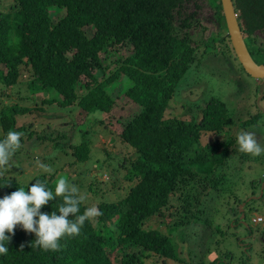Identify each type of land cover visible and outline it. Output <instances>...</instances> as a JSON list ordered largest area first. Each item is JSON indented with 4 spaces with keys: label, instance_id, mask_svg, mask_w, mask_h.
Wrapping results in <instances>:
<instances>
[{
    "label": "trees",
    "instance_id": "16d2710c",
    "mask_svg": "<svg viewBox=\"0 0 264 264\" xmlns=\"http://www.w3.org/2000/svg\"><path fill=\"white\" fill-rule=\"evenodd\" d=\"M11 3L9 10L0 7L1 95L9 98L10 89L21 91L26 86V94L16 91L24 99L33 101L37 94L45 93L43 103L69 111L80 108L107 125L105 119L116 104L110 86L125 75L132 82L125 94L139 110L131 117H119L122 130L116 137L127 145L128 157L116 158L107 149L97 153L98 160L110 173L107 187L111 190L98 189L99 173L87 184V173L82 170L77 178L66 171L51 174L48 179L45 172L29 182L21 167L7 168L0 175V186H4L0 187V197L19 187L27 191L36 180L47 181L54 191L55 182L63 176L85 196L81 214L89 207L93 194L102 212L92 222L86 221L79 236L63 239L59 251L35 246V234L18 226L8 244L9 253L0 256V264H171L167 262L171 260L205 264L209 259L211 264H223L229 260L230 251H224L229 234L242 252L236 264L250 261L253 251L256 254L253 240L258 230L254 232V228L264 220L254 221V216L253 226L244 225L240 216L246 218L249 201L226 195L224 183L233 182V174L231 169L225 173L223 167L237 168L231 160L237 153L242 162L246 153L236 151L237 138L241 132L255 128L261 117L251 114L235 123L227 104L215 97L204 98L202 103L193 102L190 112H185L186 117L174 115L170 110L171 99L180 95V82L187 72L222 38L219 35L207 39L204 46L194 43L197 38L192 27L199 21L197 13L203 8L200 1L11 0ZM207 3L226 26L222 1L207 0ZM233 3L243 36L251 39V49L255 47L252 55L257 50L263 58L255 60L264 63V0H233ZM52 6L65 9L58 20H53ZM225 32L223 38L229 37L227 28ZM109 47L113 50L108 51ZM124 49L129 51L121 55L118 50ZM116 51L119 53L116 65L107 73L101 54L107 56ZM241 68L245 71L242 64ZM259 92L263 94L264 90ZM19 103H5L0 108V139L9 130H15L27 135L32 144L36 143L34 137L42 143L50 139L66 154L71 151L75 159L71 166L92 159L93 146L87 131L79 138L74 122L73 129L59 130L56 134L39 132L31 123L19 125L18 115L39 108ZM232 122L236 131L231 128ZM222 132L227 139L214 137L212 141H203L206 133L221 136ZM24 135L14 155L30 149V145L25 149ZM120 170H125V175L121 176ZM8 183L10 186H5ZM108 193L113 196L107 197ZM263 195L264 188L261 199ZM255 198H250L251 203ZM61 202L56 197L42 211L50 214L58 210ZM211 210L221 215V226L210 219ZM231 224L239 230L242 226L249 229L250 234L242 238L238 231H230ZM119 245L140 249L123 252L116 261L110 253Z\"/></svg>",
    "mask_w": 264,
    "mask_h": 264
},
{
    "label": "rangeland",
    "instance_id": "374dc122",
    "mask_svg": "<svg viewBox=\"0 0 264 264\" xmlns=\"http://www.w3.org/2000/svg\"><path fill=\"white\" fill-rule=\"evenodd\" d=\"M202 4L203 8L197 13V18L199 19L196 25H193L192 31L195 35L194 43L198 42L204 46V41L209 39H213L214 36L221 35L222 38H219L217 42H215L209 49V52H205V56L201 61H199L198 65H194L191 68L185 78L180 82V95L174 96L170 102V110H172V114L178 115L181 117H186L187 114L185 112H190V109L194 106L193 102L199 100L203 101L204 98L215 97L224 101L227 104L228 113L231 114L235 123H238L244 119L251 117V114H258L261 117V122L257 124L255 128L250 129L247 132H256L258 130V139H261V143L264 144V99L259 102V98H261L262 94H260V87L258 89L257 80L250 77L242 68L241 64H239V60L234 51L231 42L229 41V37H224L226 34V26H223L218 18L219 15L214 11V9L207 3V0H198ZM210 1V0H209ZM2 9L9 10L11 6V0H0ZM53 20H58L60 16L65 13L64 8H58L56 6L51 7ZM89 33L92 32L89 30ZM259 35V34H258ZM220 37V36H219ZM250 50H255V47L251 49V39L245 38ZM229 46V47H228ZM254 46V44H253ZM108 51H111L110 47ZM130 49V48H129ZM129 49L118 50L122 55L123 53H127ZM131 50V49H130ZM119 53L116 51L112 54L105 53L102 55L103 65L106 68V72L108 73L115 65L116 60L119 56ZM255 53V54H254ZM254 58L258 61H261L263 57H261L260 53L253 52ZM23 79L27 80L26 75H23ZM259 83V81H258ZM132 85V82L125 76H121L119 80L110 86V91H112L113 96L115 97V106L112 110V113L109 118L99 123L96 120L94 115H89L86 111L80 108H74V110L69 111V109H60V107L43 103L42 98L45 93H39L36 96V99L28 100L27 98H23L21 94H17L16 91L22 92L26 94L28 89L26 86L23 87V90L20 89H10L9 93L12 95L11 97H7L6 95L0 94V108L3 104H10L20 102V105H29L31 107H39L31 110L26 114L18 115V124L19 125H29L30 123L33 127L39 132L47 131L48 133L54 131L56 134L59 130L68 131L73 127L71 126L74 122L77 125L76 132H78V136L83 131H87V135L91 138L92 146H93V157L89 159L86 163L77 164L75 163L73 166L70 165L71 162H74V157L71 155V151L69 154H66L65 151L59 149V147L54 146V142L50 139L45 142H36L32 144V141H29L27 135H24L27 140V149L30 145V149L28 152L22 151L18 155H14L12 161L16 163V167L12 166L9 169L21 167L23 172L27 174L28 182L37 176L38 174H43L45 171L39 167L40 164L46 165L48 171L46 173L47 178L51 176V174H60L66 171H69L73 176L72 178L78 176L79 170L87 173L86 181L87 184L92 180V176L97 175L99 173V181H98V189L102 190H111L107 185L110 183V173H108L106 166L101 164L97 158V153L104 152L103 149H107L112 152L114 156L123 157L129 155L128 147L126 144L122 143L118 137H116L117 133L122 130V124L119 122V117L125 119L134 115L139 109L138 106L130 100V98L125 94L126 89H128ZM2 88V86L0 85ZM20 97H22L21 100ZM209 100V99H208ZM205 100L204 102L208 101ZM202 103V102H201ZM263 107V108H260ZM40 107L43 108L40 110ZM188 108V109H187ZM63 116L60 117L59 115ZM263 115V116H262ZM233 122L231 123L232 130L237 127ZM246 131V130H244ZM75 132V130H74ZM242 133V132H241ZM261 133V134H260ZM221 136H214V134L206 133L203 135V141L206 143L208 141L214 140V137H220L219 139H227V137H222L226 135L225 132L219 134ZM235 146L238 148L236 151H239V145L236 142ZM131 150V149H130ZM100 158L104 157L103 155H99ZM262 158L257 159L250 154H247L243 157L242 162L238 159V153L231 159L232 162L237 165V168L232 169L230 166L223 167V171L225 173L233 174V182H225V192L226 195L230 198H241L243 202L246 200L247 206L245 208L247 215L246 218L242 221L244 225L248 223V225H252V218L255 216L262 217V219H257L254 221H263L264 220V198H262L261 194L264 188V155H261ZM77 164V165H76ZM109 169L112 168L109 164H106ZM106 171V172H102ZM125 170H120L119 174L121 176L125 175ZM255 179H258L259 182L253 183ZM232 182L233 184H230ZM109 188V189H108ZM232 194V195H231ZM113 195L108 193L109 198ZM264 196V195H263ZM256 197L251 203L250 198ZM220 200L217 201L218 208L220 207ZM241 203L243 205L244 203ZM98 199L91 196L89 198V207L95 206L97 207ZM202 205V204H201ZM251 207H253L251 213ZM222 213H225L224 209ZM210 219L214 220L215 225H220V214H215L213 210H211ZM230 214V213H229ZM230 231H238L242 238L245 235L250 234L248 232L249 229H245L243 226L239 229L234 227L232 224L230 225ZM254 232H256V238H254L253 243L256 254L253 251L250 261H246L245 264H264V221L261 222L258 226L254 228ZM249 237V236H248ZM226 243L224 245V251H230L227 254L228 263L223 264H236L237 258L241 257L242 252L240 250L239 245L235 238L229 234L226 238ZM124 245L117 246L111 253L110 257L117 261L118 257L122 255L123 252H137L140 247L138 246H128L127 248L123 247ZM252 250V249H251ZM186 249L184 253L186 254ZM263 252V253H262ZM231 253H233V258L231 257ZM223 260L226 258H222ZM247 257H244V261ZM171 264H189V263H178L173 260L167 261ZM205 264H211L209 261L205 262Z\"/></svg>",
    "mask_w": 264,
    "mask_h": 264
},
{
    "label": "clouds",
    "instance_id": "9594fccd",
    "mask_svg": "<svg viewBox=\"0 0 264 264\" xmlns=\"http://www.w3.org/2000/svg\"><path fill=\"white\" fill-rule=\"evenodd\" d=\"M23 135V132L9 130L0 139V175L12 166V158L21 147ZM237 143L243 153L254 157L264 155V144L260 142L256 132H242ZM39 167L48 171L46 165L40 164ZM56 197L62 200L58 210L50 214L43 212L42 208ZM84 200L85 196L80 194L78 187L63 176L55 182L54 191L48 187L47 181L36 180L27 191L24 187H19L11 194L0 197V256L9 253L8 244L18 226L27 233L35 234V246L45 251H59L63 239L79 236L86 221L92 222L102 215L95 206L87 207L81 214L80 205ZM257 219L262 218L259 216L255 220Z\"/></svg>",
    "mask_w": 264,
    "mask_h": 264
},
{
    "label": "water",
    "instance_id": "95a60500",
    "mask_svg": "<svg viewBox=\"0 0 264 264\" xmlns=\"http://www.w3.org/2000/svg\"><path fill=\"white\" fill-rule=\"evenodd\" d=\"M223 5V11L226 21V27L228 30V35L231 41V44L234 48V51L237 55L239 62L244 67L245 71L255 78L256 80H261L260 90H264V63H259L253 57L248 44L243 36L233 0H221ZM264 97L262 94L259 101ZM242 208V207H241ZM243 217V215H242Z\"/></svg>",
    "mask_w": 264,
    "mask_h": 264
},
{
    "label": "flooded vegetation",
    "instance_id": "af4514ba",
    "mask_svg": "<svg viewBox=\"0 0 264 264\" xmlns=\"http://www.w3.org/2000/svg\"><path fill=\"white\" fill-rule=\"evenodd\" d=\"M258 81V80H257ZM261 83H262V81L261 80H259V83L257 82V84L259 85V87L261 86ZM263 98V97H262Z\"/></svg>",
    "mask_w": 264,
    "mask_h": 264
}]
</instances>
